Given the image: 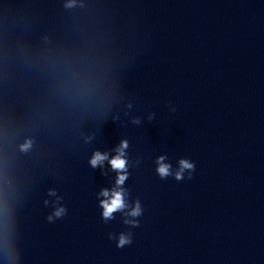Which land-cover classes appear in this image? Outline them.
Instances as JSON below:
<instances>
[{
    "label": "clouds",
    "instance_id": "9594fccd",
    "mask_svg": "<svg viewBox=\"0 0 264 264\" xmlns=\"http://www.w3.org/2000/svg\"><path fill=\"white\" fill-rule=\"evenodd\" d=\"M75 6V0H68V3L65 4V7L71 8ZM175 110V109H173ZM139 119H134L133 123H139ZM30 145L28 143L21 146L22 150H26ZM128 147V143L125 140H122L120 142V145L115 149L116 155L112 157L109 160V156L107 152H100L95 151L89 160L90 166L95 169L97 167H101L105 160H108L109 164L111 165V169L117 172V178L115 181V184L117 187L109 190V189H101V191L98 193V197H104V199L99 201V206L103 209L102 211V218L105 222L109 220H113L114 213L121 212L123 216L125 217H140L142 215L143 209L141 206L140 201L137 199L135 201L134 207H131V209L127 212H125V209H127L129 206L125 202V195L126 190L123 189L122 186L125 182V180L128 178L127 173V161L124 158L125 157V149ZM164 159V157H159L157 160L158 168H157V174L161 179H165L169 176H173L175 180L181 181L185 179V172L188 173L187 178L192 179V172L195 171V163L190 161L187 158H181L178 161L179 167L176 171H172V166L170 164L161 163V161ZM102 174H106L103 173ZM49 195H56L55 190H50ZM61 197H58V201H61ZM47 203V202H46ZM66 208L63 206L57 207L53 214L49 215L47 217V220L49 222L54 220L55 218H61L66 214ZM123 223L132 227H138L139 221L138 219H127L125 218L123 220ZM109 239H116L117 247L122 248L126 245L131 244L132 242V233L131 232H121L118 237L114 236L113 234H109Z\"/></svg>",
    "mask_w": 264,
    "mask_h": 264
}]
</instances>
